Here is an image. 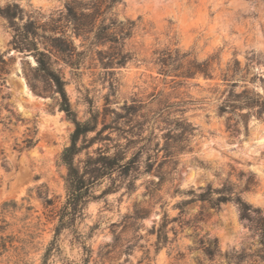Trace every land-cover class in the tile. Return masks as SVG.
<instances>
[{
  "label": "rangeland",
  "instance_id": "1",
  "mask_svg": "<svg viewBox=\"0 0 264 264\" xmlns=\"http://www.w3.org/2000/svg\"><path fill=\"white\" fill-rule=\"evenodd\" d=\"M67 1L0 0V8L18 4L23 12L16 26L20 31L29 22L37 27L34 41L43 49L41 28L51 15L65 11ZM113 13L117 24L135 22L131 36L124 39V52L133 58L123 66L103 68L96 50L108 46H89L90 41L77 38L78 51H84L78 69L51 57L77 119L96 118L95 130L87 135L93 138L87 151L112 155L125 147L126 158H136L128 177L114 172L103 179L94 194L106 193L88 203L84 219L77 223L94 261L99 246L119 236L123 246L105 264H146L147 257L152 264H236L234 252L245 256L240 264H263L260 234L242 219L235 203L221 204L218 210L192 203L183 216L175 205L190 199L191 189L234 186L240 191L249 185L241 197L264 215V142H256L264 136V116L251 115L244 124L237 116L219 114L224 101L243 90L264 100V0H123ZM112 31L119 34L118 27ZM13 35L0 16V242L1 237L6 242L0 264H41L66 199L67 170L60 156L74 126L60 111L52 84L37 71L33 51L15 50ZM208 59L210 78L198 73L182 77L189 62ZM163 60L169 65L167 74L160 71ZM244 113L246 109L236 111ZM227 117L237 123V131L227 129ZM253 119L260 121L259 128L251 126ZM85 152L76 161H83ZM159 179L160 190L151 200L145 195L147 184ZM4 202L10 203L7 211L2 210ZM135 203L148 213L134 232L124 229L122 220ZM164 215L168 221L178 218L167 225L168 237L173 239L176 231V238L156 251V235L150 230ZM195 234L216 239L220 256L208 261L199 251L190 252ZM127 241L134 244L128 256L119 253ZM58 246L50 264L81 263L82 247L68 230Z\"/></svg>",
  "mask_w": 264,
  "mask_h": 264
},
{
  "label": "trees",
  "instance_id": "2",
  "mask_svg": "<svg viewBox=\"0 0 264 264\" xmlns=\"http://www.w3.org/2000/svg\"><path fill=\"white\" fill-rule=\"evenodd\" d=\"M123 0H91L89 4L84 5L81 0H68L65 3L64 12H59L56 15L49 17V22L45 24L41 30L43 31L42 39L44 41V48L39 49L35 38L37 36V27L31 22L25 26L23 31L15 24V19H21L23 10L18 4H9L4 8H0V16L5 18L9 25L14 30L12 45L15 50L22 51L28 49L33 51L36 57V69L40 72L54 88V92L59 99V109L65 117L73 123L74 129L70 135V144L62 150L60 160L66 167L67 173L64 179L66 188V199L64 204L57 211V224L54 227V233L51 241L46 247L41 264H50V259L59 253L58 239L60 235L68 230L74 239L81 245L83 257L80 264H90L91 260L94 261V251L90 246L85 243V237L81 235L76 229L78 221L84 219L85 210L91 200L100 198L107 190H104L99 196H95L94 189L100 185L104 178L110 177L114 172L119 173L123 178L129 176L130 172L134 170L136 158L133 155L126 158L125 150L122 148L117 150L112 155H108L105 151L98 149L95 155H91L87 150L89 149L93 138L88 139L87 135L93 132L96 128V118L81 122L77 119L76 113L72 110L69 97L65 90V81L58 69L54 67L51 61L52 56L61 57L65 65L78 69L80 65L81 56L84 51H78V46L74 42V38L82 39L83 42H89V46L94 45L98 47H106L107 50L97 49L96 55L100 65L105 68H114L123 66L128 60L133 58L130 52H124V39L131 36L135 27L134 21H128L126 24H117L114 18H111L114 9L122 3ZM118 27L119 34L112 31L113 28ZM70 29V33L67 30ZM32 40H27L28 36ZM91 39H89V37ZM84 45V44H82ZM163 74L170 72L167 61H160ZM210 63L211 60L197 62L195 60L189 62V67L182 73V77H192L196 73L202 74L205 78H210ZM174 66V63H171ZM177 69L178 67H174ZM191 104L192 101H188ZM177 104V106H183ZM246 109V113L236 115V111ZM180 114L183 110H179ZM229 113L231 116L241 118L243 123L251 115H256L259 118L264 116V100L261 96L253 91L243 90L239 94H233L224 101V105L219 107V114L224 115ZM182 119V118H181ZM186 126L191 125L185 120H181ZM231 118H226L227 129L237 131L236 124H231ZM192 130L194 128H191ZM80 142V143H79ZM85 152V159L83 161H76V157L82 152ZM3 154V153H2ZM3 164L6 163L5 157ZM162 179L158 183L148 182L145 195L150 199L156 198V193L160 190ZM133 183V182H132ZM131 186V185H130ZM1 187V185H0ZM130 189V188H129ZM249 190V185L244 189L238 191L234 186H224L220 189L212 190L209 186L206 189H201L200 192L191 189L187 191L190 199L181 201L175 205L180 211V216L185 214V208L192 203H206L210 209L218 210L221 204L233 202L237 205L242 219L251 223L255 230L260 234L261 244L264 248V215L261 214L260 209L253 208L250 204L246 203L241 193ZM49 202L48 199H46ZM49 204V203H48ZM10 203L4 202L2 210L7 211ZM148 213V210L138 203L133 206V211L123 217L122 225L124 229H132L134 232L138 230L141 221ZM199 215H202L200 211ZM178 218H173L172 222L177 221ZM199 220H202L201 218ZM167 215L161 219L159 226L156 228L152 226L150 233L156 235L155 249L159 250L161 247L172 245L175 242L176 231H174V238L168 237ZM190 221L186 222L189 224ZM96 225L90 227V231L96 229ZM134 241L137 237H133ZM123 245L120 242V237L116 236L115 239L109 243L99 246L96 257L98 261L92 264H105L106 260L110 259V255L115 252L117 248ZM125 247L119 250L126 256L133 249L134 244L127 241ZM6 251V242L1 237L0 242V256ZM189 251H199L203 257L208 261H213L216 257L220 256V251L216 239H208L203 237L197 238L195 234V247H190ZM179 255V254H178ZM181 256V255H179ZM228 257V255H225ZM146 264H152V260L148 259ZM231 258L236 260V264H240L245 256L242 253H232ZM260 262L264 264V254L259 256ZM199 261V260H198ZM200 262V261H199ZM64 264H76L70 261Z\"/></svg>",
  "mask_w": 264,
  "mask_h": 264
},
{
  "label": "water",
  "instance_id": "3",
  "mask_svg": "<svg viewBox=\"0 0 264 264\" xmlns=\"http://www.w3.org/2000/svg\"><path fill=\"white\" fill-rule=\"evenodd\" d=\"M134 0H128L129 3H132ZM202 118H207L206 116H202ZM211 120V118H210ZM251 126L254 127V128H259L260 127V121L257 120V119H253L251 121Z\"/></svg>",
  "mask_w": 264,
  "mask_h": 264
},
{
  "label": "bare ground",
  "instance_id": "4",
  "mask_svg": "<svg viewBox=\"0 0 264 264\" xmlns=\"http://www.w3.org/2000/svg\"><path fill=\"white\" fill-rule=\"evenodd\" d=\"M258 139V140H257ZM256 139V142L257 143H263L264 142V136H262V137H259V138H257Z\"/></svg>",
  "mask_w": 264,
  "mask_h": 264
}]
</instances>
